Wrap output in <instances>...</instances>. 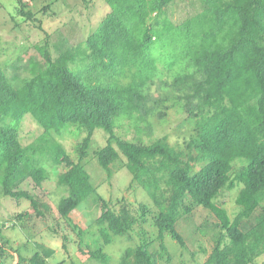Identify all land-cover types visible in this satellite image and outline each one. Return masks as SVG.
Returning a JSON list of instances; mask_svg holds the SVG:
<instances>
[{
	"label": "trees",
	"instance_id": "1",
	"mask_svg": "<svg viewBox=\"0 0 264 264\" xmlns=\"http://www.w3.org/2000/svg\"><path fill=\"white\" fill-rule=\"evenodd\" d=\"M105 1L111 11L97 28L56 58L48 45L40 48L45 64L31 61L30 77L10 79L0 65V197L28 201L36 216L51 220L47 228L52 234H61L66 224L77 236H90L92 243H85L89 257L103 264L109 263V243L118 236L133 239L136 224L147 222L158 229L157 237L138 231V242L124 249L118 264L170 260L164 234L169 232L185 248L177 223L203 207L217 217L219 230L203 264H261L264 0H199L200 10L180 23L165 12L176 0ZM17 2L18 13L34 19L28 2ZM177 107L193 124L185 148L173 146L167 134L145 143L117 132L125 120L136 127L145 123L151 130L153 117L165 119L168 109ZM26 114L43 132L24 145L19 130ZM97 128L104 131L106 143L93 155L108 177L114 165L117 170L126 167L132 182L152 200V206L140 204L139 216L127 205L111 207L91 181L84 159ZM69 129L84 132L77 160L53 136ZM49 164L63 167L57 174L58 215L50 203L21 188L26 181L42 187L51 179ZM236 186L238 211L231 217L218 198ZM92 196L101 213L95 220L97 231L86 232L72 222L71 214ZM27 214L18 211L10 221L25 225ZM61 237L67 252V232ZM48 248L52 255L54 248ZM7 256L0 245V263ZM24 261L48 264L40 252Z\"/></svg>",
	"mask_w": 264,
	"mask_h": 264
},
{
	"label": "rangeland",
	"instance_id": "2",
	"mask_svg": "<svg viewBox=\"0 0 264 264\" xmlns=\"http://www.w3.org/2000/svg\"><path fill=\"white\" fill-rule=\"evenodd\" d=\"M26 1L28 2L27 7L35 14L34 19L26 20L18 13L19 3L17 0H0V65L10 79L15 76L30 77L32 75L31 61L37 62L40 66L45 64L40 48L48 45L51 56L58 57L68 48L84 40L111 11L105 0ZM199 10V0H176L165 8L169 19L176 23H180ZM159 66L162 68V65ZM169 109L165 119L158 120L153 117L151 130L148 126L146 127L145 123L136 127L125 120L120 123L117 132L127 140H140L145 143L152 142L162 134H167L173 146L185 148L186 141L190 140L194 133L193 124L184 117L178 107ZM42 132L43 129L37 124L35 118L31 114H26L19 130L21 142L24 145L29 144ZM53 136L63 144L71 157L77 160L76 148L84 136V132L69 129L62 134L53 133ZM105 143L104 131L97 128L88 151L89 154L84 159L86 168L91 175V181L98 186L99 194L109 201L111 207L119 210L122 206L127 205L135 216H139L140 204L152 206V200L138 183L132 182V174L126 167L117 170L118 164L114 165V173L108 177L93 155L94 150ZM122 161H124L123 158ZM237 164L239 162L236 163V168ZM48 166L51 179L45 181L42 187L35 186L31 181H26L21 185V188L30 190L50 203L53 213L58 215L56 202L61 195V190L57 186V174L62 171L63 167L57 168L52 164ZM238 191L239 187L236 186L231 190L222 191L218 198L219 204L227 209L231 217L238 211L235 202ZM18 211H27L28 216L23 218L25 225L19 220L13 222ZM258 212L259 210L255 214ZM100 213L99 204L92 196L80 203L72 212L71 219L74 224L86 232H96L95 220ZM150 216V213L147 214L148 221H150ZM10 219L13 220L10 221ZM47 219L36 216L34 209L26 200L0 197V225H6L0 228V245L8 254L0 264H32L24 260L35 252H40L44 258L46 256L48 264H103L89 257L85 243L91 244V237L83 236L81 238V236H77V231L71 230V227L69 228L65 224L66 227L62 228V233L67 232L68 251L66 252L62 247V233L56 235L49 232L47 223L51 220ZM253 221L254 218L246 220L242 227L246 228ZM217 223V217L208 209L203 207L193 209L177 223V228L186 241L185 248L169 232H166L164 242L171 258L170 260L159 259L158 264H203L215 244V237L219 231L216 227ZM135 227L132 232L133 239L129 240L118 236L114 242L105 247V251L110 255L108 264H118L124 249L138 242V231L144 229L148 232L149 238H155L159 233L152 222L143 225L136 224ZM58 230H60V225ZM78 238L83 239V244H80ZM156 245L157 242L151 249H154ZM48 246L55 250L52 255ZM80 247H83V251L80 250ZM20 257L24 260L20 261ZM257 261L264 264V254Z\"/></svg>",
	"mask_w": 264,
	"mask_h": 264
}]
</instances>
